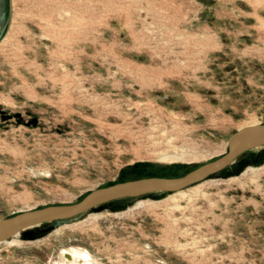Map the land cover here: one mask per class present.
<instances>
[{
	"label": "rangeland",
	"instance_id": "obj_1",
	"mask_svg": "<svg viewBox=\"0 0 264 264\" xmlns=\"http://www.w3.org/2000/svg\"><path fill=\"white\" fill-rule=\"evenodd\" d=\"M254 123L264 0H0V219L184 174ZM184 190L26 229L0 264H264V147Z\"/></svg>",
	"mask_w": 264,
	"mask_h": 264
},
{
	"label": "water",
	"instance_id": "obj_2",
	"mask_svg": "<svg viewBox=\"0 0 264 264\" xmlns=\"http://www.w3.org/2000/svg\"><path fill=\"white\" fill-rule=\"evenodd\" d=\"M227 146V150L221 155L181 175L149 176L120 181L93 189L76 202L50 204L15 212L0 219V242L7 241L29 228L78 218L99 206L120 199L184 190L220 173L245 152L264 147V123L238 128L229 137Z\"/></svg>",
	"mask_w": 264,
	"mask_h": 264
},
{
	"label": "bare ground",
	"instance_id": "obj_3",
	"mask_svg": "<svg viewBox=\"0 0 264 264\" xmlns=\"http://www.w3.org/2000/svg\"><path fill=\"white\" fill-rule=\"evenodd\" d=\"M184 158H186V156L183 152H174V153L164 152L160 155V159L164 160V161H174V160L184 159ZM258 169L259 168H255V167H249L248 168V170H251L254 173ZM178 195L179 196H185V195H187V192H186V190L177 191V192L173 193L172 197H175ZM146 205H149L146 200H139L136 203L135 207L146 206ZM17 235L19 236V234H17ZM62 256H63V263L62 264H65L67 261H69L71 264H75L80 259L83 260L82 264H94L90 258V254L88 252L86 253V252H83L81 250L79 251L77 249L71 248L69 250L63 251Z\"/></svg>",
	"mask_w": 264,
	"mask_h": 264
},
{
	"label": "trees",
	"instance_id": "obj_4",
	"mask_svg": "<svg viewBox=\"0 0 264 264\" xmlns=\"http://www.w3.org/2000/svg\"><path fill=\"white\" fill-rule=\"evenodd\" d=\"M198 166V165H197ZM231 166V165H230ZM196 167V166H195ZM229 168V166L227 167V168H225L224 170H222V172L223 171H225V170H227ZM123 181H125V180H123ZM118 182H120V181H118ZM114 183H116V182H114ZM114 183H110V184H107V185H104V186H108V185H111V184H114ZM162 193H171V192H162ZM87 194V193H86ZM86 194H84L82 197H84ZM146 196V195H145ZM81 197V198H82ZM80 198V199H81ZM79 199V200H80ZM131 198H124V199H120V200H117V201H114V202H117V203H119V202H122V201H125V200H130Z\"/></svg>",
	"mask_w": 264,
	"mask_h": 264
},
{
	"label": "crops",
	"instance_id": "obj_5",
	"mask_svg": "<svg viewBox=\"0 0 264 264\" xmlns=\"http://www.w3.org/2000/svg\"><path fill=\"white\" fill-rule=\"evenodd\" d=\"M261 148H263V147H261ZM142 177H149V176H142ZM139 178H141V177H139ZM134 179H137V178H134ZM131 180V179H130Z\"/></svg>",
	"mask_w": 264,
	"mask_h": 264
},
{
	"label": "flooded vegetation",
	"instance_id": "obj_6",
	"mask_svg": "<svg viewBox=\"0 0 264 264\" xmlns=\"http://www.w3.org/2000/svg\"><path fill=\"white\" fill-rule=\"evenodd\" d=\"M2 114H3V115H6L7 113L4 112V113H2ZM15 116H17V115H15Z\"/></svg>",
	"mask_w": 264,
	"mask_h": 264
}]
</instances>
